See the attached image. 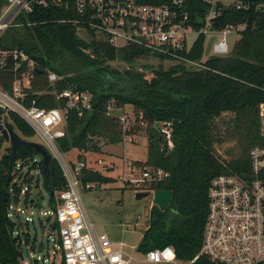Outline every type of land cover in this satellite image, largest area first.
<instances>
[{
	"label": "trees",
	"instance_id": "obj_1",
	"mask_svg": "<svg viewBox=\"0 0 264 264\" xmlns=\"http://www.w3.org/2000/svg\"><path fill=\"white\" fill-rule=\"evenodd\" d=\"M137 1L154 5L173 3V0ZM184 1L190 23L201 29L210 10L209 3ZM240 1V6L220 3L222 13L214 23L217 29L230 24L244 25L230 54L210 55L204 61L205 67L197 69L183 61L148 74L132 65L124 69L113 66L110 62L117 59L133 64L136 59L150 55L162 60L172 57L133 42L118 47L106 33L98 37V32L88 25L91 12H80L74 0L68 7L34 5L32 12L22 11L16 17L15 22L21 25H12L0 35V47L23 50L36 63L25 104L31 106L35 100L41 108L66 110L65 135L56 139L62 153L75 149L78 158L83 159L80 151H101L103 144L122 142L124 131L119 117L109 113L111 104L120 109L134 106L147 123L148 157L136 163L163 168L168 176L149 182L148 189H169L173 196L167 209L162 210L156 204L151 208L148 226L139 243L141 251L172 245L180 260H193L204 242L212 179L223 173L249 171L251 149L264 146L260 115L264 103V0ZM5 4L6 0H0V14ZM81 28L87 38L79 34ZM205 41L206 34L200 33L191 48L179 54L201 61ZM13 67L11 62L6 69H0V86L9 91L16 75L26 69V65L18 71ZM50 71L63 78L51 83ZM68 88L91 94L92 108H84L81 114L78 109L67 107L68 98L59 93ZM226 112L232 116L224 120L226 127L222 131L217 119ZM4 115L9 116L11 125L25 138L36 134L35 128L20 114L0 107V117ZM168 121L173 124L171 150L155 127L156 123ZM137 131L133 128L130 132ZM225 141L236 142L237 156L224 159L217 152L216 145ZM4 142L0 137V264H22L21 235H15L17 223L9 215L10 205L13 201L19 203L23 191L25 202L33 201L29 198L34 182L31 172L38 171L56 211L55 194L64 191L68 181L54 155L45 163L41 155L25 147L15 152L9 146L3 149ZM25 166L28 169L19 182ZM80 180L83 184L101 185L115 181V177L85 165ZM50 220L48 216L47 221ZM51 226L58 231V220L54 219ZM28 236L26 233V244ZM35 264H39L38 259ZM61 264H65L64 258ZM190 264L221 263L201 255Z\"/></svg>",
	"mask_w": 264,
	"mask_h": 264
},
{
	"label": "built area",
	"instance_id": "obj_2",
	"mask_svg": "<svg viewBox=\"0 0 264 264\" xmlns=\"http://www.w3.org/2000/svg\"><path fill=\"white\" fill-rule=\"evenodd\" d=\"M74 1L80 12H91L88 25L98 33L108 34L114 45L120 47L130 42L137 43L165 53L173 60L183 61L195 69L204 68L206 59L192 60L179 54L191 48L193 43H190V36L193 33L197 35L196 38L200 33L219 34L220 39L212 45V55L227 56L232 49L229 34L244 29V25L234 24L214 28L215 19L222 13L220 3L225 6L232 4H225L221 0H205L210 10L201 29L190 23L184 0H173L171 5L143 4L137 0ZM70 3L71 0H6L0 14V35L12 25H21L15 22L16 17L22 11L32 12L34 5L68 7ZM240 4V0L233 3ZM11 62L14 71L22 69L23 65H26V69L16 75L11 91L0 86V107L6 112L20 114L43 137L51 150H58L56 139L64 136L65 130L54 127L62 123L66 125V110L60 107L41 108L35 100L31 106H27L24 102L26 89L31 87L36 63L23 50L0 47V69H6ZM62 78L53 71L49 72L51 83ZM59 96L68 98L67 107L76 108L81 114L84 108H92V95L87 92L68 88ZM113 106H109V111ZM260 115L261 132L264 135V103L260 106ZM120 119L126 121V117ZM155 127L164 137L167 148L173 149L172 122H159ZM84 166L83 161L63 166L68 185L60 194V206L52 212L59 222L57 246L62 251L65 264H190L201 255L221 264H264V146L257 145L251 149L249 171L223 173L212 179L203 246L200 253L189 262L180 260L172 245L144 252L138 249L139 244L130 246L124 239L118 240L107 232L98 231L95 223L88 218L82 202L80 190L97 186L94 182H81ZM166 176L168 173L163 168L148 166L141 178L130 180L135 183L147 181L149 185V182ZM150 190L152 194L155 191ZM16 211L23 210L19 206L15 208L12 202L9 215L16 216ZM26 219L30 220V217Z\"/></svg>",
	"mask_w": 264,
	"mask_h": 264
},
{
	"label": "rangeland",
	"instance_id": "obj_3",
	"mask_svg": "<svg viewBox=\"0 0 264 264\" xmlns=\"http://www.w3.org/2000/svg\"><path fill=\"white\" fill-rule=\"evenodd\" d=\"M221 1L225 4L237 2V0ZM79 34L82 37H88L83 28L79 30ZM98 35L100 37L101 33H98ZM196 36L195 33L190 36V43H193ZM220 37L216 33L206 35L204 60L212 55V45ZM228 38L233 48L235 42L240 38V32L233 31L229 34ZM176 62L173 59L162 60L159 57L150 55L136 59L133 64L119 59L111 61L110 64L121 69L132 65L137 69L144 70L148 74L153 69L168 68ZM110 112L119 117H126L125 122H122L120 119L123 131L126 132L124 140L116 144H103L101 151H80L83 159L78 158V150L75 149L69 153H62L59 149L55 151L51 150L39 133H36L28 140L44 143L52 151L53 155L59 159L62 167L76 165L83 161L87 167H92L104 174L114 176L115 181L101 185L97 184L95 188L80 190L85 212L88 218L95 223L98 231L107 232L118 240L124 239L130 246L138 245L142 239L144 230L148 226L150 211L154 205L152 193L142 199H137L136 196L137 192H152L148 189V182L141 181L135 183L130 180L131 178H141L146 168L137 164L136 161H145L148 157L149 138L147 123L141 120V115L137 114L132 105H125L121 109L113 106ZM231 116L232 113L226 112L222 117L217 119L222 131L226 127L223 124L224 120H228ZM65 127L66 125L62 123L55 126L54 129L65 130ZM133 128H136L138 131L130 132ZM15 130L21 137L25 138L17 129ZM9 145V142H4L3 149ZM216 148L217 152L224 159H231L237 156L239 152L235 141H225L217 144ZM27 169V166L22 169L21 179H17L19 182H21ZM31 173L34 174V182L30 186L29 198L33 199V201L25 202L24 191L19 203L13 201L15 208L19 206L24 211H16V216L12 217L17 223L15 235H21L20 247L23 251L21 263L35 264V259H38L39 264H61L63 258L62 251L57 246L58 232L53 230L51 226L55 217L52 214L54 208L50 203V194L43 186L42 174L38 171ZM60 194V191H57L55 194L57 206L61 204ZM48 216L51 217L50 221H47ZM26 217H30V220H27ZM26 233L29 235V243L27 244L25 243Z\"/></svg>",
	"mask_w": 264,
	"mask_h": 264
},
{
	"label": "water",
	"instance_id": "obj_4",
	"mask_svg": "<svg viewBox=\"0 0 264 264\" xmlns=\"http://www.w3.org/2000/svg\"><path fill=\"white\" fill-rule=\"evenodd\" d=\"M42 72V70H40ZM0 132L5 142H9V149L13 152L17 151L20 147H25L33 151L37 155H41L45 163H48L53 156L50 149L41 142L32 141L21 137V135L11 125L8 115L0 117ZM53 194V193H52ZM151 195L150 191L137 192V199H142ZM173 192L169 189H157L153 193L154 204L158 205L160 209L165 210L169 207L172 200ZM140 250V246L138 247Z\"/></svg>",
	"mask_w": 264,
	"mask_h": 264
}]
</instances>
